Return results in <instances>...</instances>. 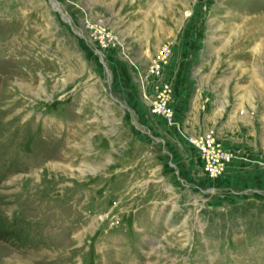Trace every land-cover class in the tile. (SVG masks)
<instances>
[{"label": "rangeland", "instance_id": "1", "mask_svg": "<svg viewBox=\"0 0 264 264\" xmlns=\"http://www.w3.org/2000/svg\"><path fill=\"white\" fill-rule=\"evenodd\" d=\"M160 93L222 176L134 137ZM0 264H264V0H0Z\"/></svg>", "mask_w": 264, "mask_h": 264}, {"label": "crops", "instance_id": "2", "mask_svg": "<svg viewBox=\"0 0 264 264\" xmlns=\"http://www.w3.org/2000/svg\"><path fill=\"white\" fill-rule=\"evenodd\" d=\"M170 65V64H168ZM176 77V75L173 76V78ZM172 78V80H173ZM184 88L180 87V89ZM174 89L180 91L179 86L174 85ZM129 114L131 115L132 121L128 126L130 129H133V131H138L134 134V137L137 139L145 140L148 145H151L150 141L152 140L150 138V135L147 134L146 131H150L152 134H154L157 138L161 137V133L167 132L166 130H172L174 129L175 132L171 131L170 135L162 136L168 140V142L173 145L180 142V149H176L177 155L182 158L181 160H187V163L181 162L180 167H178L179 175H183V180H191V175L196 179L200 176H203V168H204V162L202 158L198 155V152L195 150H191V143L187 141L186 135H197L199 133H202L205 127L203 125H194L193 121H198L199 116L197 115H191L189 112H180L175 111L174 112V119L177 124H171L169 121H167L166 118L160 117L157 115H153L148 108L145 109V107H137L133 108L130 107ZM133 114V116H132ZM201 118V116H200ZM163 120L168 126L166 127L165 124H162L161 127L156 126L154 124V120ZM186 122V123H185ZM200 122V121H199ZM190 128H189V127ZM191 132V134L188 131ZM189 134H188V133ZM146 133V134H145ZM183 139V140H182ZM189 143L190 146L186 143ZM195 148V147H194ZM193 149V148H192ZM196 149V148H195ZM192 152V153H191ZM197 158L199 159V163L197 162ZM189 160V161H188ZM196 160V161H195ZM208 176V175H207ZM210 177V176H208ZM211 178V177H210ZM177 183V182H176Z\"/></svg>", "mask_w": 264, "mask_h": 264}, {"label": "built area", "instance_id": "3", "mask_svg": "<svg viewBox=\"0 0 264 264\" xmlns=\"http://www.w3.org/2000/svg\"><path fill=\"white\" fill-rule=\"evenodd\" d=\"M151 113L153 115L163 116L171 124H177L174 119V113L168 105L164 93H160L158 99L153 103ZM187 140L199 152L204 162V171L208 176L216 178L226 172L228 164L232 161V155L217 142L213 134L189 135Z\"/></svg>", "mask_w": 264, "mask_h": 264}]
</instances>
